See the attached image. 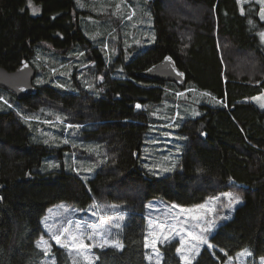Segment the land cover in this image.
Returning <instances> with one entry per match:
<instances>
[{
	"label": "trees",
	"instance_id": "16d2710c",
	"mask_svg": "<svg viewBox=\"0 0 264 264\" xmlns=\"http://www.w3.org/2000/svg\"><path fill=\"white\" fill-rule=\"evenodd\" d=\"M35 1L40 17L30 15L26 0H0V66L15 71L48 49L72 60L70 51L86 48L91 87L74 76L71 90L48 83L25 100L0 89V100L9 102H0V264L43 263L42 220L59 203L125 207L124 250H97L94 263L149 264L150 200L190 207L226 192L244 203L194 264H226L245 249L264 258V110L247 101L264 93V4L157 0L149 4L155 42L128 63L121 50L108 64L83 34L75 0ZM168 55L185 73L184 84L138 77ZM176 123L181 157L166 176H152L146 143ZM43 129L58 138L45 139ZM47 159L56 166L42 173ZM78 163L94 165L90 177ZM175 249L164 248V264H182ZM55 251L59 264H72L66 250Z\"/></svg>",
	"mask_w": 264,
	"mask_h": 264
},
{
	"label": "rangeland",
	"instance_id": "374dc122",
	"mask_svg": "<svg viewBox=\"0 0 264 264\" xmlns=\"http://www.w3.org/2000/svg\"><path fill=\"white\" fill-rule=\"evenodd\" d=\"M26 1L31 16L40 17L43 14V7L37 4L35 0ZM241 1L258 2V0ZM75 2L78 10L82 13L79 18V26L83 34L95 48L102 54L104 53L108 64L113 63L114 56L119 57L122 51L124 52L125 61L128 63L136 57L141 48H146L155 42L153 17L149 10V3L144 0H75ZM33 8L38 11L34 13L32 11ZM128 17H131V19H128ZM262 20L264 21V19ZM262 33L264 32H261L259 36L261 45L264 47V36L261 35ZM88 52L89 50L86 48H77L69 52L68 57H71L72 60L65 61L52 49H48L46 52L40 51L37 58L31 62L37 70L35 86L42 87L50 83L53 86H62L64 89L71 90L74 80L77 78L87 84L88 87H91L89 79L85 76V69L90 61ZM99 80L101 81L100 78ZM247 101L264 110V108L260 107L261 104H264V93ZM0 102L6 105L9 104L5 98L1 99ZM57 125L60 126L57 123H52L51 126L57 128ZM41 128L39 127L35 131V141H37ZM167 128H170L171 131H166ZM178 128L179 124L176 123L173 127L159 129V135H153L148 139L143 157L146 170L150 175L159 178L164 177L177 165L182 149L181 137L177 132ZM42 135L47 140L58 138L55 131L46 129H43ZM94 148L96 149V146ZM49 165L54 164L48 159L45 160L40 171L46 173L52 170L53 167ZM93 167V164L78 163L76 168L79 172L83 171L88 174L85 177H90ZM226 193H231L233 200L238 197L240 202L234 203L232 208H225L224 204L229 203L228 198L224 195ZM226 193L211 197L202 204L190 207L171 203L163 198L152 199L147 203L144 213L147 219L146 238L149 245L153 243L154 236L159 240V246L156 250L160 253V264H164V248L167 246L176 245L175 252L181 259L182 264H185V256L188 257L191 264H194L205 249L212 250L213 247L208 248L207 245H201L198 249L194 248L193 245L198 242L192 241L184 230L187 229V231H191L196 235L203 234L211 244V238L220 226L230 221L234 217L237 208L244 203V200L241 199V194L237 192ZM201 205L203 207H200ZM221 208H224L225 211H222ZM129 217L130 212L125 207L110 203L92 204L86 209H80L67 203H59L49 208L42 220L43 234L37 241V245H40L39 248L46 255L42 264H59L55 249L64 248L56 243L53 236L60 235L62 228L69 229L68 233L61 235L62 243H70L68 239L69 233L78 234L76 225L80 224L83 232L80 240H84L85 243L98 244V239L90 242L86 240V237L91 232L87 225L99 223L100 218L105 221L115 220L121 223L122 228L119 231L113 230L107 238L110 241L122 244V250H124L123 237ZM210 223V230L204 231L209 229ZM176 233H180V236H176ZM161 234L168 236V240L165 241ZM180 237H183V239L181 240ZM108 249L113 248L108 246H105L104 249L93 247L84 255L92 261V264H95L96 251ZM177 249H181V251H177ZM153 251V248L147 247V256H152ZM247 253H251V255H247ZM69 257L72 264L74 262L75 264H87L83 256L73 253L69 254ZM230 258L226 264H264V258L256 259L249 249H245ZM155 260L156 258L153 257L152 264H155Z\"/></svg>",
	"mask_w": 264,
	"mask_h": 264
},
{
	"label": "snow or ice",
	"instance_id": "6c2138e0",
	"mask_svg": "<svg viewBox=\"0 0 264 264\" xmlns=\"http://www.w3.org/2000/svg\"><path fill=\"white\" fill-rule=\"evenodd\" d=\"M259 3L264 4V0H258ZM83 6V5H81ZM119 7V6H117ZM32 11L35 13L36 11H38L36 8H33ZM241 13L243 14V8L241 9ZM260 16L261 19H264V9L261 10L260 12ZM128 19H131V17H128ZM262 36H264V33L261 34ZM81 55H83V53H81ZM169 60L171 59L170 57L168 58ZM178 75H183V73H178ZM100 79H103V77H100ZM62 87V86H61ZM137 108H140V105H136ZM261 108H264V104L260 105ZM195 115H199V113H194ZM78 127V126H77ZM65 143H67V141H65ZM50 167H55L56 165H49ZM167 170V169H165ZM228 200L229 203L224 204L225 208H232L234 203H239V198L237 197L235 200L232 199V194L231 193H226L224 194ZM200 207H203V205H201ZM69 223H71V221H69ZM87 227L91 230L90 234L87 235L86 240L87 241H94V240H99V243H85L84 240H80V236L83 235L82 232V225L77 224L76 228L78 230V234H70L68 236V239L70 240V243H62L61 242V235H63L64 233H68L69 229L68 228H62L61 229V234L60 235H54L53 239L56 241V243L58 245H60V247L66 249L68 251V253L71 255L73 253H75L78 256H83V259L85 261H87V264H92V261H90L88 259V257L86 255H84V253L88 252L91 248L93 247H99L100 249H104L105 246H108L110 248L113 249H117V250H122L123 249V245L116 243L114 241H110L107 237L111 235L113 230H117L119 231L122 228L121 223H119L118 221L115 220H111V221H105L103 218H100L99 223H91L88 224ZM211 228V223L209 224V229H205L204 231H209ZM187 234L188 237L191 238L192 241H197V244H194L193 247L194 248H199V246L201 245H207L208 248H211L212 245L209 243V240L203 235H196L191 231H187V229L184 230ZM163 236V234H161ZM176 236H180V233H176ZM168 236H163V239L165 241L168 240ZM181 240L183 239V237H180ZM79 241V242H78ZM38 247H40V245H37ZM158 246H159V240L154 236L153 237V243L151 245L148 244L147 238L145 239V247H151L153 248V255L152 256H146L145 258L149 261V264H152L153 261V257L156 258L155 260V264H160V253L158 250ZM177 251H181V249H177ZM198 254V252H197ZM243 255V254H242ZM247 255H251V253H247ZM229 259H231L229 257ZM185 260V264H191L190 260L188 259L187 256L184 257ZM75 264V262H74Z\"/></svg>",
	"mask_w": 264,
	"mask_h": 264
},
{
	"label": "water",
	"instance_id": "95a60500",
	"mask_svg": "<svg viewBox=\"0 0 264 264\" xmlns=\"http://www.w3.org/2000/svg\"><path fill=\"white\" fill-rule=\"evenodd\" d=\"M151 4L157 0H144ZM171 58L170 60L168 58ZM183 73V75H178ZM138 77L159 83L184 84L185 73L177 66L172 56H166L161 62L138 74ZM37 70L30 61L24 60L15 71L0 66V89L10 93L18 100L28 99L36 94L35 80ZM139 109V108H137ZM244 188V185H237Z\"/></svg>",
	"mask_w": 264,
	"mask_h": 264
},
{
	"label": "built area",
	"instance_id": "2783aa9c",
	"mask_svg": "<svg viewBox=\"0 0 264 264\" xmlns=\"http://www.w3.org/2000/svg\"><path fill=\"white\" fill-rule=\"evenodd\" d=\"M71 127V125L70 124H67V129H69Z\"/></svg>",
	"mask_w": 264,
	"mask_h": 264
}]
</instances>
